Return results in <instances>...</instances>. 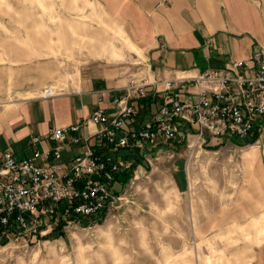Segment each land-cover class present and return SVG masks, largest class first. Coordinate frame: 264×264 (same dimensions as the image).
Here are the masks:
<instances>
[{
    "label": "rangeland",
    "instance_id": "374dc122",
    "mask_svg": "<svg viewBox=\"0 0 264 264\" xmlns=\"http://www.w3.org/2000/svg\"><path fill=\"white\" fill-rule=\"evenodd\" d=\"M117 41L97 0H0L8 89L22 71L25 88L38 80L29 96L62 92L81 67L117 51ZM195 140L179 136L141 153L142 168L135 162L136 174L115 187L120 200L102 219L1 235L0 264H247L264 242L262 204L250 202L264 189L243 165L247 148Z\"/></svg>",
    "mask_w": 264,
    "mask_h": 264
},
{
    "label": "crops",
    "instance_id": "0c3cea01",
    "mask_svg": "<svg viewBox=\"0 0 264 264\" xmlns=\"http://www.w3.org/2000/svg\"><path fill=\"white\" fill-rule=\"evenodd\" d=\"M97 1L109 15L111 27L117 29V43L121 47L81 67L68 89L52 94L29 96L30 91L39 90L38 80L32 82L35 86L25 88L20 81L22 71L15 72L18 84L8 89V69L0 68V151L10 150L18 159H24L35 151L54 149L57 143L50 138L52 130L87 120L99 107L115 117V101L127 97L126 88L132 79L148 82L146 97L129 100L140 116L135 123H127L126 128H138L158 114L165 81L186 83L205 71H225L234 62L251 59L255 51L264 48V0ZM198 93L197 87L184 88L181 99L196 102ZM98 129L88 125L70 134L61 160H50L48 166H58L57 173L63 174L87 148L85 143L98 150ZM193 130L182 124L180 136ZM76 138L85 142L76 144ZM208 141L225 144L222 139L207 138ZM232 141L247 148L242 156L243 165L248 173L253 170L264 189V118L249 138ZM164 145L167 144L159 143L152 150L160 151ZM146 151L118 152L133 162V173L119 176L114 190L128 181L124 175L136 174L135 162L142 168L139 157ZM250 202L262 204L263 218L264 194H255ZM250 251L253 254L247 264H264V242Z\"/></svg>",
    "mask_w": 264,
    "mask_h": 264
},
{
    "label": "built area",
    "instance_id": "2783aa9c",
    "mask_svg": "<svg viewBox=\"0 0 264 264\" xmlns=\"http://www.w3.org/2000/svg\"><path fill=\"white\" fill-rule=\"evenodd\" d=\"M147 84L130 80L127 97L115 101V117L99 107L87 120L52 130L50 138L57 143L52 150L35 151L24 159H18L10 150L0 151V236L43 234L49 230L38 229L48 225L106 215L120 200L114 191L119 176L133 173V162L118 152H142L159 143L174 142L182 124L194 129L187 133L188 139L194 137L201 145L207 138H249L264 118V48L225 71H205L186 83L165 81L158 114L138 128L127 129V123H135L140 116L129 100L146 97ZM189 87L199 89L198 101L181 99L182 91ZM88 125L99 128L98 150L85 143L87 148L73 159L66 173H57L58 166L49 167L50 160H61L68 136ZM73 142L85 141L76 138Z\"/></svg>",
    "mask_w": 264,
    "mask_h": 264
},
{
    "label": "trees",
    "instance_id": "16d2710c",
    "mask_svg": "<svg viewBox=\"0 0 264 264\" xmlns=\"http://www.w3.org/2000/svg\"><path fill=\"white\" fill-rule=\"evenodd\" d=\"M124 177H125V178H128L127 180H129V176H128V175H124L123 178H124ZM103 216H104V215H103ZM103 216H102V217H103ZM102 217H101V219H102ZM101 219H100V220H101ZM60 225H63V224H60Z\"/></svg>",
    "mask_w": 264,
    "mask_h": 264
}]
</instances>
